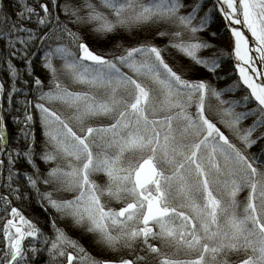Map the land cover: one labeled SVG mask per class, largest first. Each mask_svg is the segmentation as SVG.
<instances>
[{"label": "snow or ice", "instance_id": "1", "mask_svg": "<svg viewBox=\"0 0 264 264\" xmlns=\"http://www.w3.org/2000/svg\"><path fill=\"white\" fill-rule=\"evenodd\" d=\"M41 254L264 264V0H0V264Z\"/></svg>", "mask_w": 264, "mask_h": 264}, {"label": "trees", "instance_id": "2", "mask_svg": "<svg viewBox=\"0 0 264 264\" xmlns=\"http://www.w3.org/2000/svg\"><path fill=\"white\" fill-rule=\"evenodd\" d=\"M212 28H216V29H220L221 30V34L216 36V37H210L208 36L207 33H205V36H208V38L210 40H213V42L217 43V44H220V45H224L227 47V45L225 44V40H226V32L223 31L222 29V23L220 21H217L215 23H213L211 25ZM203 54H208V53H203ZM227 67V65H225V68ZM229 82V79L228 78H225L224 80H220V81H214V83H217L218 85H224L225 83H228ZM32 211L33 212H36V213H40L42 215V212L41 210L36 207V206H33L32 208ZM43 259H45L44 255L41 254L40 256L37 257L36 261H35V264H40V261H42Z\"/></svg>", "mask_w": 264, "mask_h": 264}, {"label": "rangeland", "instance_id": "3", "mask_svg": "<svg viewBox=\"0 0 264 264\" xmlns=\"http://www.w3.org/2000/svg\"><path fill=\"white\" fill-rule=\"evenodd\" d=\"M222 23V21H220ZM225 44L228 45V33L226 32V40H225Z\"/></svg>", "mask_w": 264, "mask_h": 264}, {"label": "bare ground", "instance_id": "4", "mask_svg": "<svg viewBox=\"0 0 264 264\" xmlns=\"http://www.w3.org/2000/svg\"><path fill=\"white\" fill-rule=\"evenodd\" d=\"M243 31H246V30H244V29H242ZM246 34L249 36V38L251 39V34L250 33H247L246 32Z\"/></svg>", "mask_w": 264, "mask_h": 264}]
</instances>
